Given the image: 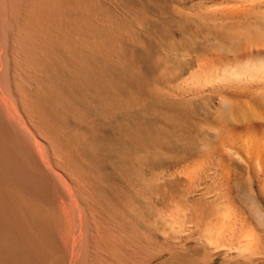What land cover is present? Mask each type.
<instances>
[{
    "label": "rangeland",
    "instance_id": "374dc122",
    "mask_svg": "<svg viewBox=\"0 0 264 264\" xmlns=\"http://www.w3.org/2000/svg\"><path fill=\"white\" fill-rule=\"evenodd\" d=\"M23 1L19 9L38 15L54 39L40 58L51 63L39 59L38 81L24 85L42 87L31 98L34 119L56 147L49 159L78 179L73 190L85 213L79 264H264V0ZM56 182L52 204L69 208L72 197ZM229 211L233 224L223 217ZM61 217L53 235L65 244ZM220 221L229 222L224 230ZM247 222L257 242L242 243L240 254ZM19 225L32 228L15 220L1 235L10 238ZM77 228L70 237H81ZM33 229L52 244L50 264H59L54 236L42 225ZM216 238L233 248L217 249ZM0 259L29 264L13 249L0 248Z\"/></svg>",
    "mask_w": 264,
    "mask_h": 264
},
{
    "label": "bare ground",
    "instance_id": "6f19581e",
    "mask_svg": "<svg viewBox=\"0 0 264 264\" xmlns=\"http://www.w3.org/2000/svg\"><path fill=\"white\" fill-rule=\"evenodd\" d=\"M19 1L20 0H0V229L8 230V227H10L11 224H13V223L15 224V220H17V222H19L20 220L27 221L28 226L32 225L31 226L32 228H30V229L33 231L35 230V229H33L34 226L42 225V227L44 228L45 231H47V233H49L51 236H54L53 237V248H59L58 257H57L58 263L59 264L66 263V258L68 259V256H70L72 259V264H76V261L77 262H78V260L82 261L81 256H82V251L84 248V247H82L83 242H84L82 239L85 240V238L82 237L85 233L82 230H84L85 228L81 227V226H83V224H82L83 219H81V218H83V215L85 216V213H83L82 205L80 204L79 198L77 197L76 192L74 191L75 190L74 186L79 185V183H77V184L75 183V185H73L74 182H76L78 179L73 182L72 173L70 175L71 177H69V175L67 173L68 169L63 170L64 168H60L59 167L60 165L58 166V164H55L53 162L54 157H55L54 155H53L54 157L52 156L53 160L49 159V150L54 147L51 144L53 142V141H51V135H47V133H46L50 129H48V130L46 129L47 126H45L43 124V122H42L43 120L40 121L38 119L36 121V119H34V116L36 115V111H37L36 106L38 104L35 106V101H33L35 99H33V98L36 97L37 94H38L37 96H39V94H40V92L36 89V86H38L39 83H37L38 85H35V89L37 90V92H39L37 94H35V92H34L35 89L33 91H30L31 94L29 91H27L31 87L28 88L27 90L25 89V87H29V85L32 83V82H30L31 80L32 81L37 80L38 73H40V72H37V76H36V74H34V72L39 71L40 68L41 69L43 68V67H38L40 65L39 59L41 58V55L42 56L45 55V53H46L45 50L48 47L49 43H50V45L51 44L55 45L53 42L54 39L50 36L51 34L49 35L47 33L49 31V28L46 31L45 24H43L41 20L36 19V17L38 16L37 14H36L37 16L34 18L33 17L34 15L32 16V12L30 10H27L26 6H25V9H23L22 11H21V9H19V5H18ZM24 1H26V0H24ZM27 1H30V0H27ZM34 1H36V0H34ZM31 2H33V1H31ZM28 3L30 5L32 4L30 2H28ZM35 3H37V2H35ZM35 3H34V5H35ZM26 5H28V4H26ZM32 7H33V5L31 6V8ZM39 7H38V9H39ZM34 10H33V14H34V12H37L36 10L35 11ZM38 18H39V16H38ZM51 42H53V43H51ZM8 43H12V44L9 45ZM11 45H12V47H10ZM51 48H52V46H51ZM51 48H49V49H51ZM51 50H49L50 52L48 51V53H51ZM52 51H54V50H52ZM43 52H45L44 55H43ZM55 52H56V49H55ZM52 53H54V52H52ZM10 56L17 58V60L15 59L16 61L13 60V58H11L13 60L12 62L15 61V64L14 65L12 64L13 65L12 67L10 66L11 64L8 63V60H10L9 59ZM49 56H51V55H49ZM52 56H53V54H52ZM47 59L45 60V58H44L45 61H43V58L40 59L41 60L40 63H42V61H43L44 65L47 63L50 64L51 62L49 63ZM51 60L52 59H50V61ZM53 62H54V59H53ZM53 62H52V64L55 63V62L54 63ZM56 62H58V61H56ZM43 64H42V66H43ZM57 64L58 63H56V65ZM46 66H49V65H46ZM54 66H55V64H54ZM54 66H52V67H54ZM57 66H59V64ZM9 67H11V69L14 68L15 76L17 74L19 76L22 75L21 81L19 80L20 77L18 76L19 77L18 78L17 76L16 77L13 76V73L9 76L10 78L8 77ZM59 67H57V68H59ZM57 70L59 72V69H57ZM57 70H56V74H58ZM60 70H61V68H60ZM16 71H17V74H16ZM32 72H33V74H32ZM42 72L46 73L45 71H42ZM42 72H41V74H42ZM41 74L39 75L40 77L43 75V74L42 75ZM40 79H42V78H40ZM28 80H30L29 81L30 84L25 86L24 84H27L26 81H28ZM13 81L16 82V86H17L16 90H17L18 96L11 97V95H10L11 90H10L9 85L11 86L12 85L11 82H13ZM44 83H45V81H44ZM38 87L40 88V86H38ZM11 88H12V86H11ZM33 88H31V89H33ZM40 89H42V87ZM15 91H13V94ZM33 92L35 95L32 94ZM53 92H54V90H53ZM31 97H33V98H31ZM41 97H43V96H41ZM260 99H262V98H260ZM19 101L21 103H19ZM36 102L37 103L39 102L38 99ZM248 116H250V115H248ZM256 117L258 120L259 116H256ZM249 121H251V120H249ZM47 125H49V124H47ZM54 126H55V124H54ZM233 142L235 143V141H233ZM54 145L57 146L56 143ZM231 145H233V143ZM58 146H59V144H58ZM55 148L56 147H54V149ZM60 148H61V146L58 147L57 149L59 150ZM61 150H62V148L60 149V151ZM50 151H52V150H50ZM63 151L59 152L58 154L59 155L62 154ZM259 151H261V150H259ZM56 152H58V151H55V153ZM52 153H54V152H52ZM55 155L57 156V153ZM56 158L57 157H55V160H56ZM65 160H62V161H65ZM61 166H62V164H61ZM63 167H64V165H63ZM65 168H67V167H65ZM52 176H53V178H52ZM55 177L57 180L56 185L59 184L60 186H63L65 188V189L63 188L64 193L67 191L65 193V195L67 193H69V195L72 197V202H71V204L69 203V208H68V206H65V204H64L62 206V208L59 210L57 208V206H54L55 205L54 202H53L54 204H52L53 200L51 201V199H53V197L50 198V195H51L50 194L51 193L50 188L53 186V181H54ZM74 179H75V177H74ZM59 187H58L59 192H61L62 187L61 188H59ZM79 189H81V188L79 187L78 190ZM81 190H80V192H82ZM61 194L63 195V192ZM63 197H65V196H63ZM69 197H67V200ZM231 200H232V198H231ZM68 202H70V201H68ZM232 204H233V202H232ZM74 207L75 208L77 207L76 213H74L76 210V209L74 210ZM230 207L234 208L231 205V203H230ZM236 207H238V206L236 205ZM222 208H224V207H222ZM233 210H235V209H233ZM233 210L230 209L231 212H233ZM236 211H238V210L236 209ZM231 212L229 213L230 216L227 214L228 213L227 212L226 213L227 215L223 214V217L226 219V216H227V218H229L228 220H230V222L233 224L234 221L232 220L233 217H231ZM74 214L77 215V218H76V215H74ZM185 214L186 213H184V216H185ZM205 214L206 213H204V215ZM61 215H63L65 217V220L67 223L66 227L64 228V234H65L66 238L71 239V240L70 239L66 240L67 243H65V244L59 243L56 240L58 238L55 239V237H58V236H55V235H57V234H55L56 233L55 230L58 227L59 222L61 221L60 220L62 218ZM93 217H94V215H93ZM248 218H250V217H248ZM85 219L86 218H84V221L86 222ZM235 219H236V216H235ZM97 220H95V222H97ZM220 220H222V219H220ZM90 221H92V220H90ZM223 221L225 222V220H223ZM223 221H220L218 228H222L224 225L229 223L227 221L228 223L224 224ZM61 222H63V221H61ZM218 222L219 221H217V223ZM89 223H91V222H89ZM217 223H215V224L217 225ZM236 223L237 222H235V225H236ZM60 226H61V224H60ZM75 226L78 227L77 232L79 230V232L81 234L80 235L81 237H79L78 239L75 238V236H74L75 234L71 235V237H70V231H73ZM84 226H86L85 223H84ZM175 226H176V224H175ZM231 226H233V225H231ZM243 226L244 227L241 231V237L239 238V236H238L239 241L237 240L240 243V244H238L239 248H236L237 243L234 244L237 252L240 251V245L242 243L243 244L248 243V245H249L250 243H252L254 241L257 242V240L255 239V236L257 233L255 234V231L253 228L254 224L252 226V224L247 222ZM18 227H23V226L19 225ZM222 229L220 230L221 232H222ZM231 229H232V231H231ZM231 229L229 231L233 232V227ZM31 230H28V232H27L24 229V227L23 228H15L12 230L14 235L11 233L10 238H8L7 236L1 235L2 230H0V248H5L8 251L11 249L16 250L20 254L21 258L24 259L29 264L30 263L31 264H50V263H52V257H53V252L51 251L52 244L49 245L47 243L39 242L34 237ZM53 233L55 235H53ZM71 234H72V232H71ZM111 234H113V233H111ZM203 234H204V232L202 233V235ZM207 237H205V238L207 239ZM60 238H62V237H60ZM200 238H201V236H200ZM75 239H77V240H75ZM259 240H261V238ZM117 241H118V239H117ZM207 241H208V239H207ZM217 241H218V239H217ZM219 241L218 242L215 241V245L213 242L212 243L215 247L219 246L220 244L221 245L223 244V246H225V251L231 250V248H233V246H232L233 243H231V241H225V242L223 241V243H219ZM203 242H205V241H203ZM263 242H264V240H263ZM212 243H211V246H212ZM260 244H258V245H260ZM84 246H85V244H84ZM247 246L245 247V249H247ZM61 248H62V250H61ZM219 248H223V247H219ZM249 248H250V246L248 247V249ZM217 249H218V247H217ZM258 249H260V248H258ZM242 250H241V252H242ZM179 251H182V250H179ZM246 252H248V251H246ZM66 253H69V255H66ZM113 253H114V250H113ZM117 253H119L118 255H120V252H117ZM234 253H232V254H234ZM125 255H127V254H125ZM121 258L123 259V257H121ZM240 261H242V259ZM68 262H71V260H69ZM90 262H94V261H90ZM0 264H8V263H6L5 261L0 259ZM77 264H79V262ZM118 264H120V261ZM135 264H137V263H135Z\"/></svg>",
    "mask_w": 264,
    "mask_h": 264
}]
</instances>
